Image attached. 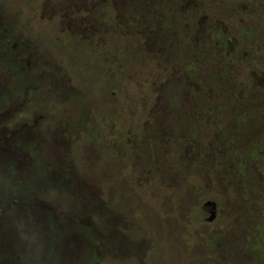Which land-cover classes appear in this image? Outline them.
<instances>
[{"label": "rangeland", "instance_id": "obj_1", "mask_svg": "<svg viewBox=\"0 0 264 264\" xmlns=\"http://www.w3.org/2000/svg\"><path fill=\"white\" fill-rule=\"evenodd\" d=\"M1 143L97 264H264V0H0Z\"/></svg>", "mask_w": 264, "mask_h": 264}, {"label": "flooded vegetation", "instance_id": "obj_2", "mask_svg": "<svg viewBox=\"0 0 264 264\" xmlns=\"http://www.w3.org/2000/svg\"><path fill=\"white\" fill-rule=\"evenodd\" d=\"M4 136L6 135L4 134ZM5 147L4 144H0V149H5ZM43 165L45 166L43 161L36 162L34 171L37 174L34 175L33 173L31 177L23 178L21 181L16 179L15 173L6 172V177L9 179L15 176L12 186L7 188L4 186V190L14 195L12 198L14 202L10 209H7L6 203L2 202L3 204L0 205V219L3 218V213L10 215L11 211L16 209H19V213L15 217L17 222L14 221L12 225V234L15 235L13 242L15 249L11 256H1L3 259L0 258V264H81L82 260L86 264H97V257H93L95 255L92 253V249L96 248L93 244L96 241V232H93L91 227L90 244L88 247L85 246L83 253L81 250L83 247H80V244L84 243L82 241L79 242L75 236L76 233L72 232L73 225L63 223L64 221H60L53 214H47L48 212H39L32 203V199L36 194H45L49 189L48 187H53L50 184L57 185L59 182V180L50 175L48 170H45ZM0 175H2L1 172ZM60 185L61 187L66 186V180L60 181ZM68 185H71V182L68 184L67 181ZM18 199H26L33 205L19 206V202H16ZM62 203L65 204V200H62ZM33 219H35V223L32 222ZM48 220H50L49 223L46 222ZM31 222L32 225L30 224ZM0 224L4 225L5 222L1 221ZM112 226L115 228L114 225ZM113 241L115 250L120 251L123 243L118 235L115 234V231ZM114 248L108 249V252L111 253ZM83 256L84 258L82 259Z\"/></svg>", "mask_w": 264, "mask_h": 264}]
</instances>
